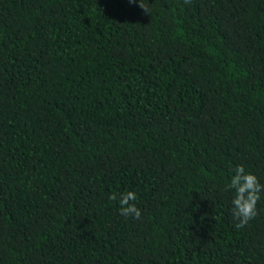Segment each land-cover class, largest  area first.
<instances>
[{
    "label": "trees",
    "instance_id": "16d2710c",
    "mask_svg": "<svg viewBox=\"0 0 264 264\" xmlns=\"http://www.w3.org/2000/svg\"><path fill=\"white\" fill-rule=\"evenodd\" d=\"M144 2L0 0V264H264V0Z\"/></svg>",
    "mask_w": 264,
    "mask_h": 264
},
{
    "label": "clouds",
    "instance_id": "9594fccd",
    "mask_svg": "<svg viewBox=\"0 0 264 264\" xmlns=\"http://www.w3.org/2000/svg\"><path fill=\"white\" fill-rule=\"evenodd\" d=\"M189 0H185L188 3ZM129 4H136L144 14L149 12L144 0H128ZM227 188L234 190L232 199V217L237 221L235 227L243 228L248 222L257 215V203L260 200L261 192H264V185H261L256 175L247 172L243 165H237L233 169ZM110 200H117L120 205V213L125 217L132 216L140 219L141 211L136 206L137 194L134 191L123 193H113L109 196Z\"/></svg>",
    "mask_w": 264,
    "mask_h": 264
}]
</instances>
